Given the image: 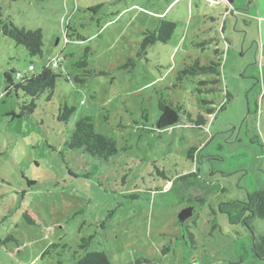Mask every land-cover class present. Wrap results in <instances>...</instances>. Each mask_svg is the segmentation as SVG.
Listing matches in <instances>:
<instances>
[{
	"label": "rangeland",
	"instance_id": "obj_1",
	"mask_svg": "<svg viewBox=\"0 0 264 264\" xmlns=\"http://www.w3.org/2000/svg\"><path fill=\"white\" fill-rule=\"evenodd\" d=\"M229 5L0 0V21L43 37L42 56L31 57L0 30V264H74L87 252L112 264H264V248L262 258L253 250L264 220L231 223L221 211L264 190V0ZM161 19L175 23L170 40L142 52ZM197 60L219 63V76L178 80ZM53 63L51 98L18 117L30 99L7 93L5 74L17 83L16 73L29 78ZM159 101L207 124L158 132ZM64 106L74 108L66 123ZM85 117L115 141L108 161L66 147Z\"/></svg>",
	"mask_w": 264,
	"mask_h": 264
},
{
	"label": "trees",
	"instance_id": "obj_2",
	"mask_svg": "<svg viewBox=\"0 0 264 264\" xmlns=\"http://www.w3.org/2000/svg\"><path fill=\"white\" fill-rule=\"evenodd\" d=\"M0 30L4 37L11 39L17 45L22 46L28 55L31 57L42 56V33L41 30H26L24 28H18L13 25L9 20L0 21ZM175 30V23L161 19L159 25L153 32H147L144 34V38L141 42L140 49L142 52L146 51V48L157 42L165 44L170 40ZM206 42L203 43V46ZM216 56L222 55V52L218 49L214 50ZM82 66H86L85 62H81ZM219 63L211 62L209 65H200L199 61H195L192 66H187L183 69L178 76V80L182 77H197L199 75H216L219 76L218 71ZM13 73V72H12ZM17 73L15 74L16 78ZM102 75V73H99ZM59 76L56 75L49 67H44L43 70L29 78H16L17 83L13 82L11 73L5 74V81L7 84V93L15 92V96L18 97V93H22L25 98L30 99L29 103H23L20 105V113L18 117L30 116L36 109V101L44 94H47V100H49L53 94L55 88L56 79ZM68 81V79H66ZM84 81H79L83 83ZM217 82V80H215ZM199 86L206 85L205 81H199ZM198 93H202L200 89H197ZM230 99V94H226V102ZM200 104L203 106L213 105L210 100H200ZM225 105L220 107L219 111H224ZM159 116L155 122V130L161 132L163 130L172 128L179 125L182 120H185V125L192 128H202L207 124L206 118L197 114L194 118L185 107L179 103H166V101L158 102ZM74 112V108L64 106L59 109L58 121L66 123ZM215 112L214 108H207L206 115L210 116ZM16 117V116H15ZM69 150L81 149L84 153L91 157L108 161V159L114 157L117 154L116 143L112 138L106 137L102 134H98L94 130V126L91 118L85 117L79 119L71 134L70 141L66 144ZM158 175L165 176L164 171H156ZM225 208L221 209L224 212L231 223L242 221L246 226L251 219L264 220V190L256 191L247 196V200L244 202H231L230 204H224ZM30 215V214H29ZM31 216V215H30ZM36 223V222H35ZM8 238L7 240H9ZM263 244V246H262ZM259 247V249H258ZM264 248V238L261 239L260 245L254 243V251L262 258L258 251ZM48 255V251L44 252L42 257ZM74 264H112L107 256L102 252H87Z\"/></svg>",
	"mask_w": 264,
	"mask_h": 264
},
{
	"label": "built area",
	"instance_id": "obj_3",
	"mask_svg": "<svg viewBox=\"0 0 264 264\" xmlns=\"http://www.w3.org/2000/svg\"><path fill=\"white\" fill-rule=\"evenodd\" d=\"M221 1H224V3H225L226 5L229 4V3H228V0H209V2H210L211 5H215L216 3L221 2ZM50 67H57V64H56V63H53L52 66L50 65ZM28 71H33V67L30 66V67L28 68ZM21 77H22V76H21L20 74H17V75H16V78H21Z\"/></svg>",
	"mask_w": 264,
	"mask_h": 264
},
{
	"label": "water",
	"instance_id": "obj_4",
	"mask_svg": "<svg viewBox=\"0 0 264 264\" xmlns=\"http://www.w3.org/2000/svg\"><path fill=\"white\" fill-rule=\"evenodd\" d=\"M228 3L230 4L229 8H231L232 0H228ZM189 211H192V210L187 209L181 214V221L182 222H184L190 216V212Z\"/></svg>",
	"mask_w": 264,
	"mask_h": 264
},
{
	"label": "flooded vegetation",
	"instance_id": "obj_5",
	"mask_svg": "<svg viewBox=\"0 0 264 264\" xmlns=\"http://www.w3.org/2000/svg\"><path fill=\"white\" fill-rule=\"evenodd\" d=\"M229 7V6H228ZM231 10V9H230ZM190 210H192L191 208H189Z\"/></svg>",
	"mask_w": 264,
	"mask_h": 264
}]
</instances>
